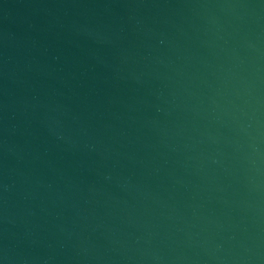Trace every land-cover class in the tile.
<instances>
[{
	"label": "water",
	"instance_id": "obj_1",
	"mask_svg": "<svg viewBox=\"0 0 264 264\" xmlns=\"http://www.w3.org/2000/svg\"><path fill=\"white\" fill-rule=\"evenodd\" d=\"M0 264H264V0H0Z\"/></svg>",
	"mask_w": 264,
	"mask_h": 264
}]
</instances>
